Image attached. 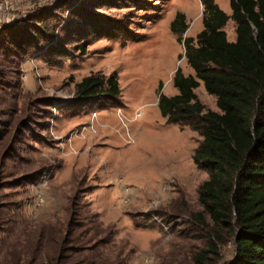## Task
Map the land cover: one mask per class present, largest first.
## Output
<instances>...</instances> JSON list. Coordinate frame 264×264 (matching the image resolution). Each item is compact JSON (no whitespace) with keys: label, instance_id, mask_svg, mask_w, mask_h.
<instances>
[{"label":"rangeland","instance_id":"1","mask_svg":"<svg viewBox=\"0 0 264 264\" xmlns=\"http://www.w3.org/2000/svg\"><path fill=\"white\" fill-rule=\"evenodd\" d=\"M177 12L183 38L203 30L201 0H0V34L29 39L0 48V264H196L209 249V174L193 158L203 137L159 107L178 68L195 73ZM225 30L236 40L233 20ZM93 74L115 75L119 97L80 99ZM195 93L219 111L203 82ZM215 240L205 264L233 260L234 238Z\"/></svg>","mask_w":264,"mask_h":264},{"label":"trees","instance_id":"2","mask_svg":"<svg viewBox=\"0 0 264 264\" xmlns=\"http://www.w3.org/2000/svg\"><path fill=\"white\" fill-rule=\"evenodd\" d=\"M201 1L204 28L196 37L183 38L189 27L184 12H177L171 23L195 73L185 75L178 68V93L161 94L159 102L168 123L189 125L203 137L193 158L209 174L200 186L199 202L213 223L214 240L195 263L205 264L210 252L217 253L215 235L221 239L227 232L236 245L227 264H264V0H230L231 14L215 0ZM230 20L236 23L234 41L225 30ZM7 27L1 31L0 48L14 38L26 50L25 31ZM201 82L217 97L219 111H205L198 100L195 90ZM76 93L99 102L117 99L121 89L115 75L93 74L76 84Z\"/></svg>","mask_w":264,"mask_h":264}]
</instances>
